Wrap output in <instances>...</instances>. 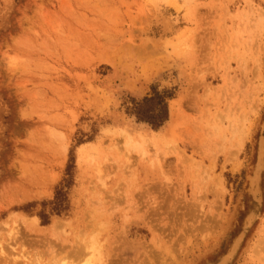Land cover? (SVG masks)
I'll use <instances>...</instances> for the list:
<instances>
[{"label":"rangeland","instance_id":"1","mask_svg":"<svg viewBox=\"0 0 264 264\" xmlns=\"http://www.w3.org/2000/svg\"><path fill=\"white\" fill-rule=\"evenodd\" d=\"M263 121L264 0H0V264L217 262ZM230 264H264V201Z\"/></svg>","mask_w":264,"mask_h":264},{"label":"trees","instance_id":"2","mask_svg":"<svg viewBox=\"0 0 264 264\" xmlns=\"http://www.w3.org/2000/svg\"><path fill=\"white\" fill-rule=\"evenodd\" d=\"M172 95L168 90L158 91L155 89L150 96L144 97L135 103L131 113L136 116L139 121H143L158 129L169 119V105L168 99ZM78 143H82L80 140ZM72 157L67 168V174L60 185L56 189L55 198L48 203H44L45 207L49 205V209L41 210L38 215L44 223H48L51 215H61L69 209L68 191L67 187L71 183L70 170L72 166Z\"/></svg>","mask_w":264,"mask_h":264},{"label":"water","instance_id":"3","mask_svg":"<svg viewBox=\"0 0 264 264\" xmlns=\"http://www.w3.org/2000/svg\"><path fill=\"white\" fill-rule=\"evenodd\" d=\"M260 160H262V171L259 175L260 178H259L258 182L254 183L253 179L255 178V176L257 174L259 164H260ZM263 174H264V121H263L262 126L260 128V133H259V138H258V143H257L256 161H255V164L252 168V173L248 177L247 191H248L249 196L251 197V207L249 208V211L247 213V216L245 218V221H244L242 228L240 229L239 233L232 240L228 250L225 252V254H223L220 257V259L217 262L209 263V264H230L234 260V258L236 257L237 253L240 250L241 245L243 244V242L247 236V233L253 227V225L255 224V222L257 221V219L259 218L260 213H261V208H262L263 201H264V195H263V189H262ZM254 188H257V190L259 192V197L255 193V191H253ZM239 241L241 244L239 243L236 251L233 252L236 243ZM227 257H229V258H227Z\"/></svg>","mask_w":264,"mask_h":264},{"label":"bare ground","instance_id":"4","mask_svg":"<svg viewBox=\"0 0 264 264\" xmlns=\"http://www.w3.org/2000/svg\"><path fill=\"white\" fill-rule=\"evenodd\" d=\"M160 23H163L164 24V22H160ZM163 27H164V25H163ZM165 30V29H164ZM148 35H149V33H148ZM147 36V35H146ZM144 37V36H143ZM150 40H152L153 41V39H151V37H148ZM158 38V37H157ZM143 39V38H142ZM145 39V38H144ZM147 41H149L148 39H146ZM154 41L156 42V40L154 39ZM153 41V42H154ZM154 42V43H155ZM261 171H262V160H260V164H259V168H258V171H257V174H256V176H255V178L253 179V181H254V183H257L258 182V180H259V178H260V173H261ZM255 186V185H254ZM254 191H255V193L257 194V196L259 197V192H258V190L256 189V188H254ZM242 237V236H241ZM240 243V241L239 242H237L236 243V245H235V248H234V251L233 252H235L236 251V249H237V246H238V244ZM227 258H229V257H227ZM227 260V259H226Z\"/></svg>","mask_w":264,"mask_h":264}]
</instances>
